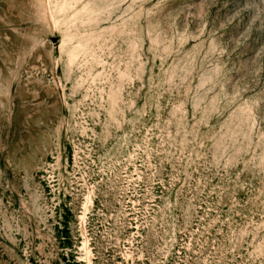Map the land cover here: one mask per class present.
Listing matches in <instances>:
<instances>
[{"label": "rangeland", "instance_id": "obj_1", "mask_svg": "<svg viewBox=\"0 0 264 264\" xmlns=\"http://www.w3.org/2000/svg\"><path fill=\"white\" fill-rule=\"evenodd\" d=\"M0 264H264V0H0Z\"/></svg>", "mask_w": 264, "mask_h": 264}]
</instances>
